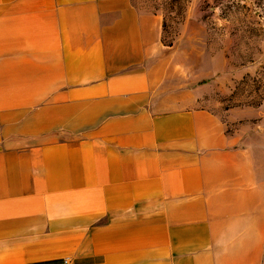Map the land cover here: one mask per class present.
Here are the masks:
<instances>
[{
  "label": "crops",
  "instance_id": "obj_1",
  "mask_svg": "<svg viewBox=\"0 0 264 264\" xmlns=\"http://www.w3.org/2000/svg\"><path fill=\"white\" fill-rule=\"evenodd\" d=\"M203 14L0 0V264H264V146L161 100L215 79Z\"/></svg>",
  "mask_w": 264,
  "mask_h": 264
},
{
  "label": "rangeland",
  "instance_id": "obj_2",
  "mask_svg": "<svg viewBox=\"0 0 264 264\" xmlns=\"http://www.w3.org/2000/svg\"><path fill=\"white\" fill-rule=\"evenodd\" d=\"M133 2L140 9L162 16L164 42L174 39L192 9L199 8L204 12L206 34L202 41L205 39L211 46L204 48V58L196 60L193 66L194 71L211 69L208 55L217 53L215 79L171 81L161 100L168 102L169 108L195 104L226 118L229 113L235 118V128L242 129L249 139L258 140L250 142L264 146V0ZM192 85L200 88L197 98L190 92Z\"/></svg>",
  "mask_w": 264,
  "mask_h": 264
},
{
  "label": "built area",
  "instance_id": "obj_3",
  "mask_svg": "<svg viewBox=\"0 0 264 264\" xmlns=\"http://www.w3.org/2000/svg\"><path fill=\"white\" fill-rule=\"evenodd\" d=\"M63 264H65V262Z\"/></svg>",
  "mask_w": 264,
  "mask_h": 264
}]
</instances>
